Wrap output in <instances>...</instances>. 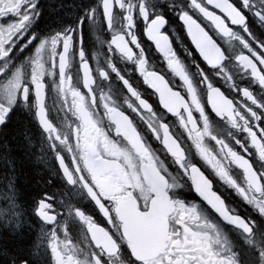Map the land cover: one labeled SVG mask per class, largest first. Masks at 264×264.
Here are the masks:
<instances>
[{
    "label": "snow or ice",
    "instance_id": "6c2138e0",
    "mask_svg": "<svg viewBox=\"0 0 264 264\" xmlns=\"http://www.w3.org/2000/svg\"><path fill=\"white\" fill-rule=\"evenodd\" d=\"M37 3L38 0H0V31L14 34L10 43L0 45V60L8 58L16 43L24 39L28 28L37 18ZM153 5L154 7L150 9L147 0H136V3H131L129 0H101L100 7L109 31L113 30L115 11L119 9L125 13V33L113 34L109 43V51L118 52L127 60L138 65L139 73L145 84L158 94L159 105L167 113L179 119L180 125L186 131L188 141L194 146L205 164L221 181L235 188L246 203L254 206L259 214L264 216V173L254 170L251 162L246 158L250 154L249 149H255L259 157L264 159V123H262L264 122V103L259 102L248 88L238 89L242 97L239 102L234 97L229 98L227 93L214 86L204 75L202 83L207 86L211 110H214L221 119L229 122L233 128L244 133L245 139L249 143L245 145L240 140H236L235 143L239 146L237 149L223 139L212 136L208 117L205 116L206 106L202 107L198 88L194 85L186 66L177 56L170 37L164 32L169 20L161 6L166 5L168 9H174L175 6L169 3V0H153ZM246 10L254 11V15L264 24V8L254 9L251 0H187L186 7H181L175 14L179 17L182 25L186 26L187 34L195 50L202 60L212 68L221 66L227 58L222 40L224 38L239 40L246 51L237 57L238 67L248 73L253 81L264 89V42L258 43L252 37ZM137 14L143 18L147 25V38L154 42L157 50L163 54L168 69L175 78L182 82L181 86L178 87L165 76L149 70L145 58H137L130 46L134 45L136 49H141V57L143 56L139 39L135 35ZM86 16L90 20H95L96 8L90 9ZM83 27L84 18H81L76 27H69L62 33L58 32L51 38L43 39L38 44L35 57L32 59L33 74L30 86L25 85L22 70H16L12 78L0 86V126L7 122V118L18 100H22L26 104L30 95H34L38 105V121L45 130L52 129L53 125L46 119V84L42 80L49 66L53 68L54 73L58 69L61 90L70 91L71 96L75 98V113L81 114L80 118L86 127L94 128L97 140H102L104 146V151H100L94 145L90 147L89 151H85L84 162L87 163L90 160L89 167L78 168L76 164L72 165L71 171H78L75 180L69 174V168L65 166L63 155H57L58 167L62 176L70 185L79 183L83 186L104 220L103 226L99 224L100 228L114 242L109 247L103 244L98 237L91 239L97 250L92 254L91 264H102L105 254L115 255L122 246H127L132 264H240L235 254L223 260L219 259V254L212 246L213 242L207 237L201 239L196 233L184 235V240L191 241V247L194 249L191 255L177 254L173 251L174 248L181 247L180 229L187 228L190 221L198 223L200 214L195 207H188L185 203L170 198L169 189L173 185L169 183L166 170L159 165L156 156L138 129L135 123L136 117L147 125L155 138L163 144L177 164L184 169L185 174L194 184L196 192L203 200L226 223L246 234L247 244L258 249L259 264H264V246H262L264 241L256 242V226L235 215L227 207L221 196L213 190V184L200 168L196 166L185 168L184 161L187 157L184 145L166 124L156 118L153 106L142 98L141 94L120 75L117 68L111 63H109L111 71L119 76L129 93L131 102L127 104V107L130 113L120 110L114 102L103 103L104 115L111 123L110 129H103L95 120L91 110L84 111L88 102L96 104L98 99L105 98H97L94 94L96 78L85 56ZM236 28L242 29L247 38L236 35L234 31ZM35 39L36 36L33 35L24 47H27ZM77 47L86 93L71 88V77L67 71ZM48 51L51 55L48 64H45L43 62L44 54ZM3 75L4 72L0 71V76ZM99 75L105 80L109 79L108 73L105 71H99ZM228 78L231 79V77ZM181 88L185 91H182ZM261 95H264V92ZM201 118H203L202 122ZM209 137L217 146L215 150L206 143V139ZM108 156H111L112 159L109 160ZM233 166L243 171L246 187L237 184L230 174V168ZM141 167L143 172L151 177L153 183L145 184L144 176L141 175L142 191L127 187L128 184L135 182L134 176L141 172ZM131 169L135 171L133 172ZM153 187L156 188V191L152 190ZM126 193L134 198L135 204L132 200L125 198ZM158 197L168 209L167 219L160 215L159 209L156 210L157 215H160L158 231L151 253L145 255L137 249L135 240L130 238L131 233L129 238L125 237L121 213L128 219L134 231L139 230L145 222L144 218L150 217L153 202ZM52 199V196L46 195L37 201L35 215L43 223L58 222L56 209L51 203ZM71 211L81 221L88 223L94 236L98 231L93 225V221L96 220L81 209L74 208ZM169 222H171V226ZM49 225L53 226L51 223ZM209 227L214 226L209 225ZM215 243H220L218 233ZM51 249L56 253L57 264H80L78 258L62 260L61 254L56 251L57 244L55 242L51 244ZM22 264H28V261L25 259Z\"/></svg>",
    "mask_w": 264,
    "mask_h": 264
},
{
    "label": "flooded vegetation",
    "instance_id": "af4514ba",
    "mask_svg": "<svg viewBox=\"0 0 264 264\" xmlns=\"http://www.w3.org/2000/svg\"><path fill=\"white\" fill-rule=\"evenodd\" d=\"M136 3V0H129ZM101 0H38L37 18L28 28L24 39L19 40L12 48L10 56L0 60V86H3L12 78L16 70L24 73V83L30 86L33 74L32 59L35 57V50L43 39H48L56 33H62L69 27H76L84 18L83 46L85 56L89 62L93 75L96 78L94 94L98 103L88 102L84 111L91 110L99 126L103 129H110L111 123L104 115L103 103L114 102L120 110L130 113L127 104L130 96L127 88L116 73L111 71L109 63L114 65L121 76L129 81L147 102L154 109L156 118L166 124L176 138L184 145L186 151L185 168L196 166L209 178L213 184V190L221 196L227 207L235 214L255 227L256 242L264 241V216L238 194L235 188L224 183L208 167L194 146L187 139L186 131L179 123V119L162 109L159 105L158 94L148 87L141 77L138 65L127 60L118 52L109 51V43L114 33H125V13L117 9L113 18V30H108V25L100 7ZM175 6L168 9L166 5L161 6L169 23L164 29L173 44L179 59L186 66V70L198 88L199 99L202 107L206 106L205 116L208 117L209 130L212 136L223 139L233 147L239 149L235 141L247 145L248 140L240 130L233 128L229 122L221 119L214 110H211L208 101V89L202 83L204 75L214 86L227 93L229 98L234 97L236 101L242 99L238 89L248 88L259 102L264 103V89L253 81L248 73L238 67L237 57L246 50L235 38H224L222 43L226 52V60L217 68L208 66L195 50L190 37L187 34L186 26L182 25L179 17L175 14L181 7H186L187 0H169ZM150 9L154 7L153 0H147ZM254 9L264 8V0H251ZM96 8L95 20H90L86 13ZM248 16V27L256 42H264V24L254 15V11L246 10ZM146 23L137 14L135 35L139 39L141 49L130 45L136 53L137 58H145L149 70L165 76L178 87L182 82L175 78L167 67V61L146 36ZM236 35L246 36L242 29H234ZM14 34L0 31V45L10 43ZM36 39L28 44L33 36ZM79 37V34H77ZM23 49V50H21ZM190 53H192L190 55ZM50 51L44 54L43 62L48 64ZM7 65V67H5ZM108 73L109 79L105 80L99 75V71ZM71 77V88L78 89L82 93L87 90L83 85V74L78 47L74 50L70 67L67 70ZM228 77H231L229 79ZM43 83L46 84V119L53 125L52 129L45 130L38 121V105L34 95H30L29 101L25 104L18 100L10 112L7 122L0 126V264H22L27 260L28 264H57L56 253L52 251L51 244H57V252L61 254L62 260L78 258L80 264H91L92 254L97 251L91 239L98 237L101 242L111 246L114 242L106 232L100 228L104 220L98 212L94 201L90 199L86 190L79 183L70 185L62 176L58 167L57 155H63L65 166L69 168V174L75 180L77 172H72L71 167H89L91 161L84 162V153L95 146L104 151L102 140H97L95 130L92 126H85L80 118V113H75L74 99L70 91L61 90L60 75L58 69L53 71L51 66L45 72ZM182 91L185 89L181 88ZM133 116L135 114H132ZM203 118H201L202 122ZM135 123L151 151L157 158L159 165L166 170L168 181L173 187L169 189V196L173 200H179L188 207H195L200 214L199 222L190 221L187 228H181V247L174 248L177 254L191 255L194 249L191 241L184 240V235L191 233L198 234L201 239L209 238L213 248L219 254V259H226L235 254L240 264H259V252L254 246L248 245L246 234L235 226L226 223L210 205L196 192L194 184L185 174L175 159L167 152L163 144L158 141L147 125L138 117ZM264 123V122H262ZM114 137V132L112 133ZM206 143L213 150L216 149L215 142L209 137ZM250 154L246 156L251 162L254 170L264 173V159H261L255 149H249ZM107 155V154H106ZM111 160V156H108ZM131 171H135L131 169ZM230 174L241 187H246L244 173L235 166L230 168ZM141 175L144 176V183L151 185V177L143 172L135 174L134 183L127 187L133 190H143L140 182ZM158 175V173H157ZM108 182L107 180L105 181ZM156 191V188H152ZM52 196L51 201L56 214L57 221L42 222L35 215L37 201L44 196ZM125 198L132 200L130 194ZM77 208L83 210L87 215L92 216L96 221L93 225L98 231L93 236L91 228L86 221H81L71 210ZM167 219L168 209L158 197L153 202L150 217H145L144 224L139 230L134 231L128 219L121 213L124 222L125 237L129 234L142 239V236L153 234L152 243L156 239L160 215ZM51 223L53 226L49 225ZM100 224V225H99ZM171 226V222H169ZM213 225L214 227H209ZM219 234L220 243H215ZM55 234V236H53ZM227 247H226V245ZM144 247V244L140 245ZM264 246V245H262ZM102 264H132L127 246H122L120 251L112 256L105 254Z\"/></svg>",
    "mask_w": 264,
    "mask_h": 264
},
{
    "label": "water",
    "instance_id": "95a60500",
    "mask_svg": "<svg viewBox=\"0 0 264 264\" xmlns=\"http://www.w3.org/2000/svg\"><path fill=\"white\" fill-rule=\"evenodd\" d=\"M153 234L149 235H144L142 236V239L139 237H135L131 235V239H134L136 242L137 249L141 252H143L145 255H149L151 253V250L153 248V241H152V236ZM144 244V247H141L140 245Z\"/></svg>",
    "mask_w": 264,
    "mask_h": 264
}]
</instances>
